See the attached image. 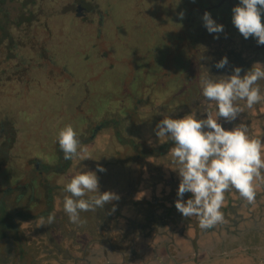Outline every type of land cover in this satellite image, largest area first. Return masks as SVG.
Masks as SVG:
<instances>
[{"label": "rangeland", "instance_id": "obj_1", "mask_svg": "<svg viewBox=\"0 0 264 264\" xmlns=\"http://www.w3.org/2000/svg\"><path fill=\"white\" fill-rule=\"evenodd\" d=\"M29 2L37 18L29 43L38 48L29 50L31 64L22 75L23 88L17 91L23 95L12 103L0 95V148L7 146L4 158H8L0 162V198L9 188H22L26 194L34 189L37 199L29 211L40 215L48 207L47 188L53 189L54 213L64 222L46 230L42 215L25 222L16 216L25 212L27 199L16 201L17 192L6 196L21 236L39 242L33 249L38 253L34 264H264V179L256 181L254 204L235 189L226 192L224 221L202 230L196 217L184 218L175 207L180 177L173 169L171 148L164 149L167 137L160 141L155 125H143L129 116L130 93L134 97L144 87L140 91L151 97L156 92L165 96L177 80L164 62L169 46L163 43V55L153 57L152 40L168 33L163 15H156V10L164 8V17L169 18L175 13L186 15L189 7L175 10L164 0H2L0 9L10 12L11 21H18L24 19L21 14H28L24 7ZM79 4L88 10L86 15L76 13ZM168 20L175 23L172 17ZM46 21L52 30L45 28ZM7 22L0 23V34ZM66 26L65 38L59 41L56 31ZM166 68L168 74L157 77ZM241 107L243 120L218 122L226 130L243 123L252 138L264 141V102ZM115 117L120 119L111 121ZM102 120L110 123L96 133L94 128ZM69 124L92 159L69 160L65 171L55 175L45 165L57 163L58 133ZM94 134V139L83 141ZM35 159L40 161L39 169L34 167ZM97 164L106 171H98ZM83 171L96 172L100 192H115L120 199L105 205L102 220L81 212L83 223L73 224L63 209L69 195L63 187ZM191 196L186 193L185 202ZM231 253L238 254L206 261Z\"/></svg>", "mask_w": 264, "mask_h": 264}, {"label": "clouds", "instance_id": "obj_2", "mask_svg": "<svg viewBox=\"0 0 264 264\" xmlns=\"http://www.w3.org/2000/svg\"><path fill=\"white\" fill-rule=\"evenodd\" d=\"M232 11V22L243 37H255L258 45H264V0H240ZM179 16L182 20L184 13H179ZM202 19L210 34L224 31V25L217 24L209 12H205ZM227 64L225 56L215 66L223 69ZM256 65L243 76L242 69L236 67L230 76L201 81L203 97L216 106V118H213L211 110L205 108L206 119H197L193 115L179 119L165 116L155 128L160 141L167 137L174 142L170 149L171 162L180 177L175 207L184 218L196 217L202 230L224 221L221 209L226 192L235 189L247 203L254 204L256 181L264 179V141L250 137L243 123L226 130L218 122L221 117L228 122L236 120L243 112L240 101L246 102L248 108L264 102V94L258 84L264 80V65ZM58 143L65 160L92 159L70 124L59 131ZM97 170L106 171L100 164H97ZM99 188V179L94 171L78 173L64 185L63 191L69 195L64 197L63 209L71 223L82 224L81 212H95L120 199L117 193H101ZM186 193L192 196L185 202ZM115 210L113 205L111 211ZM55 220V213H50L47 224L51 225Z\"/></svg>", "mask_w": 264, "mask_h": 264}, {"label": "trees", "instance_id": "obj_3", "mask_svg": "<svg viewBox=\"0 0 264 264\" xmlns=\"http://www.w3.org/2000/svg\"><path fill=\"white\" fill-rule=\"evenodd\" d=\"M201 2H206V5L200 4ZM0 3H2V0H0ZM169 4H171L172 7L174 6L175 10L180 11L183 6H188L189 9L182 21L179 16H176L177 13L171 16L175 20V23L171 25L168 20L171 17L165 18L162 12L165 9L159 7L156 10V15H163V28L167 29L168 33L154 41L152 40L151 45L155 42L152 46L154 49L152 53L153 57L157 58H159L158 55H163V51L161 50L163 43L169 46L170 53L164 56V59H166L164 62L170 64V67L174 71L173 77L176 76L177 80L172 87V92L165 96H160L159 93L156 92L155 95L151 97V94L140 91V89L144 90V87L137 89L138 93L135 92L134 97L130 93V98H128V110H130V112L128 110L126 111V113L129 112V116L131 115L133 119L139 121L143 125L150 123L155 125V127L165 116L179 119L187 115H193L197 119H206L207 114L203 111L205 108L211 110L213 118H216V106L213 102L203 97L201 81L208 78L219 80L224 76H230L234 73L236 67L242 69L241 76H243L257 63L259 64H257L256 67L264 65V45H258L255 37L245 39L232 22V10L235 6L240 4V0H170ZM33 6L34 4L31 2L27 3V8L24 7V9L28 11V14H21L20 16H23L24 19L18 21L14 19L11 21L10 12L2 7L0 9V23L3 20L8 21L7 24H5L6 26L3 25V27H5L1 29L0 34V95L5 97L8 102L11 101V103L16 100L17 97L23 95L21 91H17L23 88L25 76L22 75L24 72L28 71L29 65L31 64L29 50L31 47L38 48V46L29 43L30 35H28L32 26L37 24ZM214 8L218 10V13L212 12ZM205 12H209L217 24L224 25L223 32L219 34H210L207 31L202 19ZM45 17L48 21L51 20L50 15H45ZM197 19H200L202 23L196 24L195 21ZM262 19H264V13H262ZM46 24L45 28L52 30L47 21ZM60 29L61 27L56 31V38L59 41L65 38L66 34H64V32L66 33L67 26ZM217 35L219 36L218 39L216 38ZM158 42H161L160 47L158 46ZM43 48L45 51L47 47L43 46ZM181 48H184V50L181 51ZM225 56L228 58V64L223 69L216 68V63ZM196 62L198 66H195ZM130 71L132 72V70ZM167 74L168 71L166 68L161 71L157 77H165ZM129 75L126 82L129 81L131 73ZM196 78L198 79L197 83ZM258 84L261 91H263L264 80L258 81ZM125 90H127V88ZM239 103L240 105H246L244 101H240ZM244 115L245 113L242 112L234 121L238 123V121L244 119ZM117 119L119 120L120 118L115 117V119L111 121H117ZM220 119H222V117ZM109 123L110 121L102 120L94 130L97 133L102 127ZM248 134L249 136L251 135V130L248 131ZM94 138L95 134L83 139V141L86 143ZM6 147L7 146L0 148V162L3 163L8 160V158H4V155L7 153ZM172 147H174V142L167 138L164 149L167 150ZM58 148L60 153V164L55 166L57 174L64 172L69 163V160L64 159L60 147ZM45 166L48 172H53L50 165ZM33 185L34 183H32L30 187L33 188ZM29 190L30 193L26 194V191L22 188H17L15 190L9 188L0 198V264L36 263V256L38 253L35 255L33 249L36 248L39 242L30 241V238L21 236L23 234L21 226L15 220L13 210L10 209L9 204L6 202V196L17 192L16 201H26L25 199H27L26 207L23 205L25 207V212L19 211L16 213V216H20L21 220L24 222L35 220L40 217V215L47 219L48 215L54 212L55 205L52 195L53 189L47 188L45 193V200L48 206L47 209L40 213V215H33L29 210L31 209V205L35 203L37 195H35L34 189ZM106 208L107 207L97 209L95 212L89 211V213H91V216H95L97 220H102ZM60 218L58 219L56 216L57 220L51 225L47 224L46 220L42 229L46 230L61 227L64 220ZM157 218L159 217L157 216ZM49 240L51 241V239ZM29 257H31V259H29Z\"/></svg>", "mask_w": 264, "mask_h": 264}, {"label": "flooded vegetation", "instance_id": "obj_4", "mask_svg": "<svg viewBox=\"0 0 264 264\" xmlns=\"http://www.w3.org/2000/svg\"><path fill=\"white\" fill-rule=\"evenodd\" d=\"M166 3H170V0H164ZM170 5V4H169ZM88 12V10L87 9H85L81 4H79V5H77V8H76V13L78 14V15H81V16H84V15H86V13ZM3 130H4V128H3ZM2 130V131H3ZM60 158L58 157V159H57V163L56 164H54V165H50L51 167H52V169H53V173L55 174V175H58L57 174V169H56V165H59L60 163ZM49 165V164H48ZM34 167H35V169H39L40 168V161L38 160V159H35V163H34ZM50 167V168H51ZM41 173H43V172H41ZM36 181H33L32 183H35Z\"/></svg>", "mask_w": 264, "mask_h": 264}, {"label": "water", "instance_id": "obj_5", "mask_svg": "<svg viewBox=\"0 0 264 264\" xmlns=\"http://www.w3.org/2000/svg\"><path fill=\"white\" fill-rule=\"evenodd\" d=\"M237 253H231V254H224V255H221V256H217V257H213V258H210L206 261H212L214 259H217V258H223V257H228V256H233V255H236ZM204 261L200 262L199 264L203 263Z\"/></svg>", "mask_w": 264, "mask_h": 264}, {"label": "crops", "instance_id": "obj_6", "mask_svg": "<svg viewBox=\"0 0 264 264\" xmlns=\"http://www.w3.org/2000/svg\"><path fill=\"white\" fill-rule=\"evenodd\" d=\"M211 229H214V227H213V228H211ZM237 254H238V253H237ZM237 254H236V255H237ZM233 256H235V255H233Z\"/></svg>", "mask_w": 264, "mask_h": 264}]
</instances>
